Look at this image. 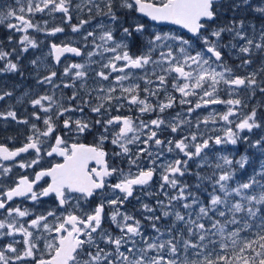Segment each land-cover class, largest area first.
I'll return each mask as SVG.
<instances>
[{
    "label": "snow or ice",
    "instance_id": "snow-or-ice-1",
    "mask_svg": "<svg viewBox=\"0 0 264 264\" xmlns=\"http://www.w3.org/2000/svg\"><path fill=\"white\" fill-rule=\"evenodd\" d=\"M57 13L83 43L50 44L47 55L64 64L62 72L44 58L30 61L45 91L27 99L26 116L13 105L0 111L5 127L14 122L28 133L19 147L0 144V241H7L0 264H264V160L241 181L235 177L246 156L210 159L214 147L241 140L264 152V135L254 142L241 135L264 130V99L240 111L249 107L245 97L264 95V0H15L0 9V76H24L21 56L39 47L30 30L65 33L33 19ZM66 54L83 62L62 61ZM233 56L234 66L226 58ZM254 57L259 66L237 74ZM13 95L0 90V102ZM177 104L180 111L167 117ZM214 105L225 110L196 115L195 124L188 118ZM166 132L171 137L162 139ZM87 136L91 143L80 142ZM44 157L61 161L45 168ZM14 168L25 174L13 178ZM137 191L158 197L155 207L141 203L152 235L122 211L139 200ZM48 199L53 207L33 212ZM162 218L170 224L161 227Z\"/></svg>",
    "mask_w": 264,
    "mask_h": 264
},
{
    "label": "rangeland",
    "instance_id": "rangeland-1",
    "mask_svg": "<svg viewBox=\"0 0 264 264\" xmlns=\"http://www.w3.org/2000/svg\"><path fill=\"white\" fill-rule=\"evenodd\" d=\"M9 6H15V0H3L1 5H0V9H6ZM60 15L59 13L55 14V16H48L46 14H37L33 19L34 22H38L40 23L41 27H44V21H47V27L48 28H52L55 26H63L65 27L66 31H65V35H67V37L63 38V40H72L73 39L77 42V44L79 45L80 43H82L81 38L75 34H73L71 32V29L68 25L66 24H62L61 19H60ZM73 23L77 22V19L74 16V19L72 21ZM93 23H96V21H93ZM29 34L31 36H33L38 42L39 44L42 43L46 36L43 32H33L30 30ZM16 37H19V33L15 34ZM62 34H57V36L55 37H51L49 36V41H54V42H58V38L61 36ZM6 36V29H4L3 27H0V39H4ZM53 42V43H54ZM32 50V49H30ZM28 53V52H27ZM27 53H24L22 56L26 55ZM229 62L234 66L236 64L239 63V60L237 58H235V56L233 57H226ZM97 59V58H95ZM98 60V59H97ZM254 60L256 61L251 68L245 70V69H237V74L239 75H246L247 71H251L255 68H257L259 66V57H254ZM77 62V61H76ZM79 62H83L82 59ZM21 68L22 71L24 72V76L21 77L19 74H16L17 76V97L20 94V91H22V88L25 87L27 88V86H37L36 84V79L32 78L33 80L30 82H26V78L27 76H29L31 73H26L23 69L22 66H24L25 64H29L27 62H21ZM52 66V65H50ZM93 68L96 70H99V66L98 65H93ZM142 83V82H141ZM222 98L227 99V95L224 93H221ZM161 98H163V95L161 94ZM261 99H264V95L257 93L255 97H253L252 99H247V97H245V101L246 103L249 105L248 108H244L241 109L240 111L243 113H246L248 111H250L251 107L253 105L258 104ZM187 106H185L186 108ZM177 109L180 108V106L177 104L176 106ZM174 108V109H176ZM174 109H169L167 113H165V115L167 117H171L173 116L177 111L174 112ZM213 110H218V111H224V106L220 105L219 107L216 106H210L208 109H201L198 110V112L196 114H194L192 117H188L189 119L193 120V124H195V118L196 115H199L201 118L205 115H207L210 111ZM261 113L260 118L264 119V108L259 110ZM127 112V109H126ZM134 115H137V113H134ZM184 115L186 116V111L184 113ZM151 117L145 116L144 119H150ZM236 119V118H234ZM222 125L218 124L216 125V127H220ZM201 129L204 128V125L201 124L200 125ZM208 127H213L212 125H209ZM195 130V129H193ZM188 131L187 128H185V133ZM168 133V136H162L161 138H165V137H171V133L170 132H166ZM215 134V133H214ZM222 135V133H219ZM163 135H165V133H163ZM242 136H248L250 141H255L256 139H259L261 135H264V130H254L253 133H242ZM225 154L228 155L230 158H232L233 160H237L240 158V156H246L248 158V163L245 165V169L240 170L237 172L235 179H239L241 181H246L248 179L249 176H251L252 174H254V172L258 171L260 169V165H261V161L264 160V152H261L259 150V148H251L249 146L248 143L244 142L243 140L238 141L237 145L232 146V145H225V146H221L220 148H213L210 151V159L215 162L216 156L218 154ZM174 154H166L165 155V159H172ZM193 170L195 169V164H193ZM202 171H206V172H210L211 169H204ZM159 173V170H158ZM157 173V175L154 177V183L152 184L150 191L156 192L159 190V183H160V178H159V174ZM183 181L192 184L195 182V177L194 176H185L183 178H181ZM233 183V182H230ZM172 191V190H170ZM198 194L200 195L201 200H206L207 199V195L206 193L203 192V190H199ZM136 196L139 197V200L136 199H132L129 202L126 203L125 208L122 209V211H127L128 213L134 215L137 219H140L143 226H144V231L146 235H152L151 232V228L148 226V222L143 220V215H142V210H141V203H148L150 206L155 207L156 206V200H157V196L156 195H145L143 192L137 191L136 192ZM159 199H164L163 195H159ZM157 215H159V212H157ZM170 219L169 220H164L162 218L161 222H160V226L164 227V225L170 224ZM109 226L106 222V227ZM115 231V230H114ZM7 242V241H5ZM43 245V244H42Z\"/></svg>",
    "mask_w": 264,
    "mask_h": 264
},
{
    "label": "flooded vegetation",
    "instance_id": "flooded-vegetation-1",
    "mask_svg": "<svg viewBox=\"0 0 264 264\" xmlns=\"http://www.w3.org/2000/svg\"><path fill=\"white\" fill-rule=\"evenodd\" d=\"M3 0H0V5L2 3ZM161 26H154V28H159ZM173 28V26H164V30L168 31L171 30ZM154 30V29H150ZM66 33H63L59 38H58V44L61 43V41H64L65 43H73L72 40H63V38L67 37V35H65ZM77 34H75L76 36ZM46 36V35H45ZM52 42V40H51ZM49 41V36H46L45 40L39 44V47L36 49V52H28L26 55L21 56V62H27L29 64H25L23 67L24 71L26 73H31L29 76H27L26 78V82H30L36 77V69L31 65L30 61L33 59H36L38 57L44 58V61H48L49 60V56L47 55L48 53V47L49 44L51 43ZM57 43V42H54ZM83 43V42H82ZM80 43V44H82ZM79 44V45H80ZM97 59H99V57H95ZM65 59H67L70 62H79L82 58L79 57H66L64 58L62 61H64ZM53 67L59 68V70L62 72L64 64L61 63L60 65H55L52 64ZM45 74L42 70H41V75ZM90 76L94 77V72L90 73ZM94 81L92 79L89 80V84H92ZM26 87V86H25ZM23 87L22 91H20L19 96H23L25 92H28L29 96L25 97V103L24 104H20L17 105L16 104V97H17V76L16 74H8L5 76H0V90H11L13 91L14 95L11 98H6L5 101L0 102V111L5 110L9 105H13L15 106V110L18 112L19 115L21 116H26L28 114V112L31 111L30 106L27 104V99L30 97H34L37 93H43L45 91V89L41 88L40 86H27V88ZM64 91L67 94H71L70 89H64ZM51 94V93H49ZM57 96H59V93H57ZM220 105H217L216 107H219ZM180 109V108H179ZM179 109H174V112L179 110ZM115 114V113H114ZM122 114L125 115H134L133 113H128L126 112V109L122 110ZM175 115V114H174ZM27 128L23 125H16L14 122H8L7 127H5V122L0 121V144H4L5 146H8L9 148H16L21 146L22 142L24 141L25 136L27 135ZM162 136H168V133H165V135H161ZM8 137H13L14 139L9 140ZM93 137L92 136H87L85 137H81L80 138V142H83L85 144L91 143L92 142ZM109 147H111L109 145ZM27 155V154H26ZM21 159V157H18L17 160ZM61 161L60 157H53V158H48V157H44V159L41 161V166L43 167H50L51 163H55ZM5 163H12V162H5ZM39 170V169H37ZM28 173L32 172V169H28L27 170ZM17 174L23 175L25 174V172H22L19 168H14L13 169V173L10 174L13 178L17 176ZM17 203H19V201H17ZM24 206L26 207H32L30 204H28V202H25ZM49 207H53V202L51 199H48L45 204L43 205V207H41L40 205H36L35 208H32L34 213H39L41 211L44 210V208H49ZM0 219H3V216H0ZM17 239H22L21 237H17ZM5 241H0V243H4ZM43 241L38 242V246L40 248H43Z\"/></svg>",
    "mask_w": 264,
    "mask_h": 264
},
{
    "label": "trees",
    "instance_id": "trees-1",
    "mask_svg": "<svg viewBox=\"0 0 264 264\" xmlns=\"http://www.w3.org/2000/svg\"><path fill=\"white\" fill-rule=\"evenodd\" d=\"M44 63H47V64H49V65H51L52 64V62H51V59H49L47 62L46 61H44ZM43 72H44V70L43 69H41ZM45 73V72H44ZM46 74V73H45ZM39 86V85H38Z\"/></svg>",
    "mask_w": 264,
    "mask_h": 264
},
{
    "label": "water",
    "instance_id": "water-1",
    "mask_svg": "<svg viewBox=\"0 0 264 264\" xmlns=\"http://www.w3.org/2000/svg\"><path fill=\"white\" fill-rule=\"evenodd\" d=\"M69 55H70V54H66V56H69ZM70 56H71V55H70ZM72 57H73V56H72ZM62 58H63V57H62ZM62 58H61V59H62Z\"/></svg>",
    "mask_w": 264,
    "mask_h": 264
}]
</instances>
